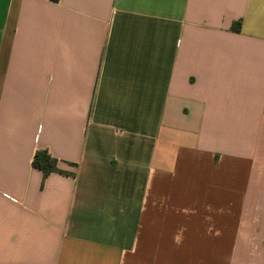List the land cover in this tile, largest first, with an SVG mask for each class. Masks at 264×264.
<instances>
[{
    "label": "crops",
    "instance_id": "1",
    "mask_svg": "<svg viewBox=\"0 0 264 264\" xmlns=\"http://www.w3.org/2000/svg\"><path fill=\"white\" fill-rule=\"evenodd\" d=\"M0 264H264V0H0Z\"/></svg>",
    "mask_w": 264,
    "mask_h": 264
},
{
    "label": "trees",
    "instance_id": "2",
    "mask_svg": "<svg viewBox=\"0 0 264 264\" xmlns=\"http://www.w3.org/2000/svg\"><path fill=\"white\" fill-rule=\"evenodd\" d=\"M239 22L233 25V30H239ZM32 167L41 171L43 177H46L50 173H60L62 172L57 168V160L53 159L46 151L36 152L31 161Z\"/></svg>",
    "mask_w": 264,
    "mask_h": 264
}]
</instances>
